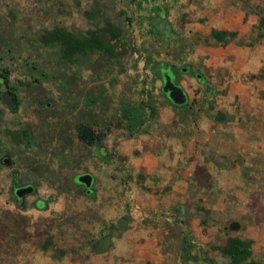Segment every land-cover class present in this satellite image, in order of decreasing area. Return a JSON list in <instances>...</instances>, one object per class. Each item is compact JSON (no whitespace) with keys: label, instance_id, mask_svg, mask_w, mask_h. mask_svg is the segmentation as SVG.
<instances>
[{"label":"rangeland","instance_id":"rangeland-1","mask_svg":"<svg viewBox=\"0 0 264 264\" xmlns=\"http://www.w3.org/2000/svg\"><path fill=\"white\" fill-rule=\"evenodd\" d=\"M235 1L264 11V0ZM220 2L0 0V92L8 85L15 95V109L0 100V264H225L214 246L227 236L251 239L250 258L264 264V31L207 38V8ZM105 20L121 28L113 56L67 63L38 39L53 26L79 35ZM231 57L244 64L232 81L223 79ZM146 59L177 68L185 106L168 104ZM203 116L215 125L200 127ZM78 123L101 140L85 144ZM81 173L92 177L88 192L75 181ZM23 184L34 190L18 203L12 186ZM118 218L125 228L94 252Z\"/></svg>","mask_w":264,"mask_h":264},{"label":"trees","instance_id":"trees-1","mask_svg":"<svg viewBox=\"0 0 264 264\" xmlns=\"http://www.w3.org/2000/svg\"><path fill=\"white\" fill-rule=\"evenodd\" d=\"M257 16L258 18L255 24V28L257 29L256 35L257 37H262L264 31V13L261 9L258 10ZM120 34V27L108 20H105L101 25L88 28L79 35L72 34L63 26H53L49 29H44L40 33L38 39L43 45L57 46L59 57L67 63H73L80 56H85L93 52H100L108 56L115 55L113 42L119 38ZM236 37L237 33L234 30L210 28L207 33V38L212 39L217 43H225L236 40ZM146 63L150 64V72L153 78L162 79L163 71L169 73L172 80L176 75L177 68L174 67L173 64L166 61L146 59ZM0 79H2L3 83H7V78L4 74L0 73ZM173 82L178 84L176 80H173ZM7 90L12 94V97H15L11 86L7 85ZM163 95L166 96L165 93H163ZM166 99L172 108H181L186 105V101L181 105H176L172 103L167 96ZM12 109H15V107ZM151 111L153 112L152 109H150V112ZM133 115L134 114L132 113H128L125 114L124 117L126 119H131ZM223 118L224 115L220 111H216L213 116L214 120H222ZM133 125L135 124H130L128 128L131 129ZM75 132L77 137L85 144H92L101 140V134L99 132H95L84 123H78L75 127ZM10 133L16 140L19 139V136L16 133ZM20 133L24 136L27 135L25 130H21ZM47 242H49V239ZM250 245L251 239L249 238L227 236L222 245L214 246V248L218 249L222 255L228 258V262L226 264H242L243 262L246 264H260L258 261L250 258ZM42 247L45 248L46 245H43Z\"/></svg>","mask_w":264,"mask_h":264},{"label":"crops","instance_id":"crops-1","mask_svg":"<svg viewBox=\"0 0 264 264\" xmlns=\"http://www.w3.org/2000/svg\"><path fill=\"white\" fill-rule=\"evenodd\" d=\"M220 1L221 2L219 4V6L207 8V10H208L207 12L209 15L208 21L210 22L209 23V25H210L209 29L210 28H217V29L234 30L237 33L236 40L247 35V33L251 31V29L255 26V24L257 22V18H258L257 13H254L252 11L246 12L244 7H242L241 5H238V1H235V3H232L233 0H220ZM263 13H264V11H263ZM246 50H247V55L251 56V60H255L257 49L255 47H251V46L249 47L248 46V47H246ZM235 59L236 58L231 57L230 59L226 60V62L228 64L227 63L224 64L225 73L223 75L224 76L223 79L228 80L230 78V80L232 81V80L240 78L244 64H243L242 60H239V62H235L234 65H230L229 62L233 61V60L235 61ZM258 60L259 59H256V61H258ZM227 67H231L232 69L234 68V70L236 71V74H232V75L230 74L229 75L226 72ZM234 97H235V92L232 94V98H234ZM163 111L167 114L170 113L172 115V111L170 110L169 107H163ZM223 113H224V118L222 119V121L229 123L228 120L230 119L229 118L230 116L227 115L226 112H223ZM222 121L217 122V123L222 124ZM198 123L200 124V127H202L203 125L206 126V124L208 125L209 123H211V125H215L212 122V120L206 119V116L200 117L198 120ZM217 136H219V135H217ZM223 138H225V137H223ZM241 238H244V237H241ZM227 262H228V258H227L226 263Z\"/></svg>","mask_w":264,"mask_h":264},{"label":"water","instance_id":"water-1","mask_svg":"<svg viewBox=\"0 0 264 264\" xmlns=\"http://www.w3.org/2000/svg\"><path fill=\"white\" fill-rule=\"evenodd\" d=\"M195 77L197 80H201L202 76L200 74H195ZM162 84H161V91L166 94L168 99L176 104L181 105L186 101V95L183 89L180 85L175 84L172 80V77L169 73L163 71L162 72ZM204 85V92H208V90L211 87L210 83L203 82ZM0 100L4 106L11 109L15 106V100L12 97L11 93L8 91H2L0 92ZM3 164L7 165L9 164L8 157L4 156L2 158ZM15 175V171L12 170V176ZM75 181L79 184H82L86 188V192L89 191V187L91 185L92 177L89 173H81L78 174L75 177ZM34 188L31 184H26L22 186H17L13 189V194L18 200V203L22 198L28 194H31L33 192ZM126 226V219L124 218H118L116 221V226L110 228L109 233L103 235L99 239L96 240V242L91 244V248L94 252L100 253L104 252L108 249L110 238L112 236H117L120 231H122ZM238 227L236 222H231L229 224V228L232 230H236Z\"/></svg>","mask_w":264,"mask_h":264},{"label":"flooded vegetation","instance_id":"flooded-vegetation-1","mask_svg":"<svg viewBox=\"0 0 264 264\" xmlns=\"http://www.w3.org/2000/svg\"><path fill=\"white\" fill-rule=\"evenodd\" d=\"M2 79H0V81H1ZM200 82L201 83H203V82H205L204 81V79L202 78L201 80H200ZM4 91H8L7 89L6 90H4ZM9 92V91H8ZM12 95V94H11ZM14 98V100H15V97H13ZM23 185H26V184H23ZM19 186H22V185H19ZM15 187H17L16 185H13L12 186V191H13V189L15 188ZM15 200H16V202H18V200L16 199V197H15Z\"/></svg>","mask_w":264,"mask_h":264}]
</instances>
